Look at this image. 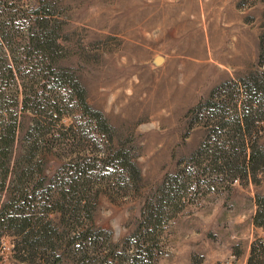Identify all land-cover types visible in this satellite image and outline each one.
I'll return each mask as SVG.
<instances>
[{"label":"rangeland","instance_id":"rangeland-1","mask_svg":"<svg viewBox=\"0 0 264 264\" xmlns=\"http://www.w3.org/2000/svg\"><path fill=\"white\" fill-rule=\"evenodd\" d=\"M42 25L58 38L49 66L27 48ZM263 33L264 0H0V73L22 75L0 76V127L14 133L0 160V264H128L145 203L179 172L186 198L145 238L155 264H247L264 246V164L202 175L209 115L190 112L227 82L264 79ZM238 93L215 95L227 120ZM245 140L264 153V124Z\"/></svg>","mask_w":264,"mask_h":264},{"label":"trees","instance_id":"trees-1","mask_svg":"<svg viewBox=\"0 0 264 264\" xmlns=\"http://www.w3.org/2000/svg\"><path fill=\"white\" fill-rule=\"evenodd\" d=\"M41 28L42 30L39 33H30L26 36V40L28 41L27 48L33 47V49L37 50L40 58V66H49V62H52L50 57L53 56L55 49L59 48L58 38L52 30L48 31L47 26L42 25ZM24 52L25 57H27L30 51L29 49H25ZM262 61L264 62V33L260 37L259 43V63H263ZM14 68H16V72ZM5 73L10 74V77H16L17 73V76L22 80V75H20L18 65L16 64H11V66L7 68L4 67L1 70L0 76ZM232 87L239 92V103H231L236 114L234 118L227 120L225 111L227 103L223 100H216L215 95L220 90L227 92V89H231ZM21 96L20 104L23 105V110H29L37 115L36 111L29 105L32 103V95L23 91ZM77 99L83 108H87L83 93L80 92ZM238 107L240 111H237ZM202 108L205 110V114L209 115L207 120L205 119V125L211 126L208 139L205 140L201 148L195 154V157L208 161L209 165H206V167L201 170L202 175H205L206 169H211L213 173L217 171L220 173L229 172L232 177H240L241 174H248L254 171L257 164H264V153L256 149L255 145L250 144V153H246L245 151L248 144L245 140L246 134L247 136L250 135V131L255 125L259 123L264 124V113L260 111V108H264V79L262 74H256L255 76L249 75L237 82H227L221 85L211 93L209 99L205 101L203 105H199L190 112V117L196 114L194 118L198 120V113H202L200 110ZM92 116L93 123L95 122L100 127L107 126L100 112H95ZM224 119L227 121H224ZM214 120L216 123L211 125L210 122ZM0 128V160H5L14 140V133L11 125H5V127L2 126ZM210 137L213 138V150H210L211 145L210 141H208ZM239 148H242L243 152H245L244 157H238L237 151ZM245 157L248 158V160H246ZM119 158L121 160L120 166L126 167L128 165L133 168L129 159L124 156H120ZM198 162L199 161L196 163ZM199 164L198 166L201 167V164ZM1 167H3V165ZM180 173L182 172L168 178L167 185L161 191L160 196L153 197L149 202L145 203L142 213L143 227L137 231V233H140V237L138 238L139 243L135 245V249L129 256L127 260L129 262L128 264H155L154 252L150 250V247L145 248V238L154 233L155 229L161 227L164 220L169 217L167 215L168 213H165L166 211L169 212L172 207L174 208V204H176L175 206L177 207V205L180 204L181 198H186L184 197L186 195H183V177ZM192 173L191 170L186 171V178L188 179ZM166 199L167 202H169L168 204L165 201ZM174 211H172V213ZM16 218L17 217L13 215L11 219L12 222H14V220L16 221ZM22 218L23 219L20 220L23 222V226H30V219L26 216ZM85 238L86 236H84V239ZM247 264H264V246L262 244H260L258 248H255V246L251 247Z\"/></svg>","mask_w":264,"mask_h":264},{"label":"water","instance_id":"water-1","mask_svg":"<svg viewBox=\"0 0 264 264\" xmlns=\"http://www.w3.org/2000/svg\"><path fill=\"white\" fill-rule=\"evenodd\" d=\"M162 61H163V58H162V57H157V58L155 59V64H156V65H160V64L162 63Z\"/></svg>","mask_w":264,"mask_h":264}]
</instances>
